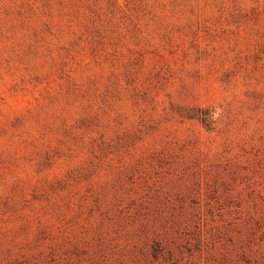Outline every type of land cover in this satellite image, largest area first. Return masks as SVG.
I'll return each mask as SVG.
<instances>
[{
  "label": "rangeland",
  "instance_id": "374dc122",
  "mask_svg": "<svg viewBox=\"0 0 264 264\" xmlns=\"http://www.w3.org/2000/svg\"><path fill=\"white\" fill-rule=\"evenodd\" d=\"M0 264H264V0H0Z\"/></svg>",
  "mask_w": 264,
  "mask_h": 264
}]
</instances>
